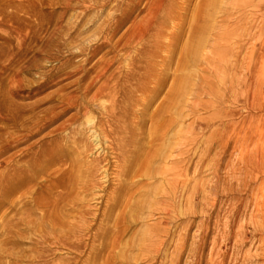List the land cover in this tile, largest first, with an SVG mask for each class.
I'll list each match as a JSON object with an SVG mask.
<instances>
[{
  "label": "rangeland",
  "instance_id": "obj_1",
  "mask_svg": "<svg viewBox=\"0 0 264 264\" xmlns=\"http://www.w3.org/2000/svg\"><path fill=\"white\" fill-rule=\"evenodd\" d=\"M154 1L0 0V264H264V0H214L182 69L178 58L203 0H158L148 34L121 51L136 52L139 61L143 47L160 59L174 48L170 65L151 75L147 88L158 79L156 93L146 89V101L136 89L116 110L121 128L141 122L132 136L126 128L119 133L137 143L117 151L103 136L110 108L100 97L85 109L46 115L62 94L84 99L83 71L71 64L105 34L98 32L102 20L114 23L129 9L112 39L123 35L121 44L129 43V29ZM122 55L111 67L120 82L128 67ZM164 121V134L154 138ZM68 147L81 154L71 159ZM127 160L128 172L121 168ZM76 166L86 172V187L82 179L64 184ZM120 187L124 197L112 208Z\"/></svg>",
  "mask_w": 264,
  "mask_h": 264
},
{
  "label": "bare ground",
  "instance_id": "obj_2",
  "mask_svg": "<svg viewBox=\"0 0 264 264\" xmlns=\"http://www.w3.org/2000/svg\"><path fill=\"white\" fill-rule=\"evenodd\" d=\"M61 2V1H60ZM213 2L214 0H203L200 5L198 4L197 6V9L195 10V14L192 15V18H194V20H197V25L195 27V29L193 30L192 29V33H191V36L185 41V43L183 44V47L185 49L184 52L180 53V56L178 58V66L180 69L183 68L184 64L186 63L187 59H188V56L191 54V53H194L197 48H198V40L197 38H199V31L201 32L203 29H204V23L206 22V16L208 15L209 13V10L211 9L212 5H213ZM68 6L69 4L67 2H63L62 3V9L64 11H66L68 9ZM149 7L151 8V13L148 14L145 18H144V21L141 22V24L137 25L136 24H132V27L131 29H129L131 32L130 35L128 34V36H126V38L128 39V42L129 43H125V44H121V38L123 35H121V38L119 37V40H115L114 42H112V39L115 35V33L117 32L118 28L120 27V25L122 23H124L125 19H126V16L128 15V10H124L122 12V14H119L116 16L115 18V21L114 23H111L109 20L108 21H103V23H101V26L99 27V34L104 32L105 34L101 37V39L98 38V40H100L97 44H94V46L92 45V47L90 48H87V58L85 57V59H83V61L81 63H77V64H71V67L73 69V72H78L80 70L83 71V74L78 78V82H84L83 83V95L85 97H87L90 93V90L91 88L93 87L94 83L97 82V80H100L102 79V82L99 83L100 85L98 87H96V89L93 91V93L88 96L89 98H85L84 96V99L83 100H80L78 101V96H75L72 92H68V93H65V94H62L61 96H59V102L54 106L52 107L51 109L48 110V112L46 113L47 114H54V111L56 109L54 108H60V111H64L66 110V108L68 107H71L73 105H77V104H81L82 105V109H85L87 108V105L89 103H91V101L94 102V100H98L99 97L108 104V107L110 109H104L105 110V114H106V119L104 118V120L101 123V126L99 127L100 128V131L101 133L103 134V136L109 140L110 142L113 141L114 143V146H116L118 149L117 151H121V149H125L126 147H128L132 142L133 143H137L136 140L137 138L132 137L129 145L126 141H124V138H119V133L121 132V129L122 128H126V130L124 132L126 133H132L133 134V130H135L136 127H139L138 125L139 124H133L132 123H127V125L125 124V127H120L119 125H117V120H118V116H119V113H117V109L119 108V103L120 101H122V96L126 97L128 95L130 96H133L134 94H136V92H138L139 96H143L145 95L144 93H146V89L147 91H151L150 93L155 94L156 91L158 90V88L161 86L160 83L158 84V79H157V82H153L154 86L151 88V90H148V88L150 87V78H151V75H153L155 73V70L157 68H159V66L161 64L164 65V67L166 68V66L168 67L170 65V63L172 62V57L174 56V48L173 50L171 51V57H167V58H157L154 56L153 52L154 51H149L146 47H143L142 50H141V53L142 54V59L143 60H139L137 58H135V55H137L136 52H133L135 55H131L130 57L129 56V52L130 51H127L125 50V52H121L125 47H127L128 44H133L136 45L138 44L141 40H143L145 38V36L148 34V24L149 23H152L155 18V11H159V9L161 8V3L156 0L154 1L153 3L149 4ZM178 17V16H177ZM180 17V16H179ZM57 26H54L53 28V31H55V29ZM104 30V31H103ZM128 30V29H127ZM180 30V29H179ZM101 31V32H100ZM125 33V32H124ZM128 33V32H127ZM126 33V34H127ZM190 33V32H188ZM102 35V34H101ZM173 36V35H172ZM97 38V37H96ZM77 40V39H76ZM97 40V39H96ZM97 40V41H98ZM177 37L174 36V37H171L170 36V42L172 45L174 44H177ZM124 42V41H123ZM130 45V46H131ZM91 46V45H90ZM107 46H109V48L104 52L103 55H101L89 68H85L84 67V64L86 62H88L90 59H92L95 55H97L98 52L102 51L104 48H106ZM168 46V45H167ZM164 47V46H163ZM70 49V48H69ZM130 49V48H129ZM181 49V48H180ZM133 51V50H132ZM131 51V52H132ZM84 52V50L82 49L81 52H79V54H82ZM123 53V55L125 56L126 58V61H125V64L128 65V67L126 69L123 68L122 66V71H123V74L120 76L122 77V81L120 82L119 81V76L117 75L116 72V69L117 68H114L113 70H111V67H112V64L116 61V59H118V57H120ZM138 52V51H137ZM181 52V51H180ZM121 54V55H118V54ZM125 53V54H124ZM167 53V52H166ZM188 53V56L187 54ZM107 54H112L111 56H109V58H106V55ZM78 54H76L77 56ZM122 55V56H123ZM128 57V58H127ZM154 57V58H153ZM84 58V57H83ZM124 58V57H123ZM125 60V59H123ZM122 60V61H123ZM163 60V63H161ZM121 61V62H122ZM180 61V62H179ZM124 62V61H123ZM122 62V63H123ZM120 63V61L118 62ZM124 64V63H123ZM122 64H117L118 68L121 66ZM163 67V66H162ZM90 68H95L92 75H88V71H90L91 69ZM121 69V68H120ZM117 71L119 72V70L117 69ZM157 71V70H156ZM122 73V72H121ZM116 74V75H115ZM156 74V73H155ZM166 75V74H165ZM155 76V75H154ZM152 76V77H154ZM88 79V80H87ZM153 79V78H152ZM156 80V79H155ZM87 81V82H86ZM151 82V83H152ZM149 84V87L147 88V85ZM82 85V84H81ZM16 86V85H15ZM137 89V90H136ZM150 89V88H149ZM136 90V92H135ZM172 90L174 92H178L181 90V82H176L175 85H173L172 87ZM135 92V93H134ZM128 94V95H127ZM151 95V94H150ZM151 95V96H152ZM136 96V95H135ZM134 96V97H135ZM121 97V99H120ZM146 97L148 98L149 100V96L145 95V100H146ZM87 99V100H85ZM131 99V98H130ZM135 101L136 99L133 98ZM142 99V98H139V100ZM85 100V101H84ZM124 100V99H123ZM143 100V99H142ZM141 100V101H142ZM147 101V100H146ZM139 102V101H137ZM169 102V101H167ZM136 103V102H135ZM143 104V102L141 103ZM134 106V105H132ZM169 106V104H168ZM167 106V107H168ZM132 108V107H131ZM23 110V109H22ZM16 112V111H15ZM104 112V111H103ZM141 114L143 113L142 111L140 112ZM56 114V115H55ZM54 116H57L60 114V112L58 111V113L55 112ZM145 114V113H144ZM32 116H30V119L31 120H35L36 118H38V115H36L35 113L33 114H30ZM50 115V116H51ZM1 116V115H0ZM4 116V115H3ZM22 116V115H21ZM141 116V115H139ZM28 117V116H27ZM143 117V115L141 116ZM52 118V117H51ZM50 118V119H51ZM132 118V117H131ZM138 118V117H137ZM144 119V118H143ZM17 120V119H16ZM137 120V119H136ZM142 120V119H141ZM67 121V120H66ZM24 122V121H23ZM139 122V121H138ZM166 121H164L160 126L158 125V130L160 131H157L156 129V132L157 133H153L154 134V138L157 134V137L159 134H164V130L166 128ZM68 123V122H67ZM143 123V122H142ZM25 123H22L21 126H24L23 129H30L31 128V124L29 125H24ZM65 123H63L62 126H64ZM44 125V124H43ZM42 125V126H43ZM39 126V125H38ZM61 126V124H60ZM59 126V127H60ZM134 126H136L135 128H133ZM142 126V125H140ZM36 128V127H35ZM39 128V127H38ZM152 128V127H151ZM37 129V128H36ZM42 129V128H41ZM144 129V128H143ZM22 130V129H21ZM32 130V129H30ZM38 130V129H37ZM36 131V130H35ZM142 131V130H140ZM152 131H155V130H152ZM28 132V131H27ZM143 132V131H142ZM163 132V133H162ZM139 133V131H138ZM159 133V134H158ZM18 134V133H17ZM27 134V133H26ZM122 134V133H120ZM131 134V136H132ZM137 134V133H135ZM140 134V133H139ZM149 134V132H148ZM23 135V134H22ZM25 135V134H24ZM123 135V134H122ZM125 136V135H124ZM23 137V136H21ZM151 137H153V135H151ZM156 137V139H158ZM153 138V139H154ZM19 139V138H18ZM24 139V138H23ZM95 139H98L99 140V137L98 135L95 136ZM161 139V138H159ZM158 139V140H159ZM139 140V139H138ZM157 140V141H158ZM161 141V140H160ZM159 141V142H160ZM1 142V141H0ZM75 142V141H74ZM78 142V141H77ZM76 142V143H77ZM75 143V144H76ZM83 143V142H82ZM112 143H110V147H112L111 145ZM78 145V144H77ZM84 145V144H83ZM140 145V144H139ZM76 146V145H75ZM136 146V145H135ZM157 146V145H156ZM153 147L151 149H153V151L150 152V154L147 156V159H150L149 157H152L153 154H155L156 152V149L157 147ZM58 148V147H57ZM69 149L66 150L71 159H74L72 157H75V156H78L79 154H81V150H77L73 147H68ZM155 148V149H154ZM182 144L178 145L177 149H176V154L175 156H180L182 154ZM61 149V148H60ZM84 149V148H83ZM134 149V148H133ZM138 150V148H137ZM60 151V150H58ZM57 151V152H58ZM138 152V151H137ZM59 153V152H58ZM131 153V152H130ZM130 153H129V156H130ZM149 153V152H148ZM147 153V154H148ZM115 154H116V151H115ZM174 156V157H175ZM134 157V156H132ZM82 158V157H80ZM131 158V156H130ZM135 158V157H134ZM133 158V159H134ZM145 159V158H144ZM179 159V158H178ZM178 159H177V162H178ZM80 160V159H79ZM134 161V160H133ZM132 161V162H133ZM75 162V161H73ZM120 162V161H119ZM80 163H83L82 161ZM149 163V162H148ZM78 164V163H77ZM127 164V165H126ZM76 165V164H74ZM82 166V165H80ZM132 163L129 162L127 160V163H124V165L121 167L120 163H118V165L116 164V166L114 167H117L119 168L118 170H120V167L125 169L124 171H127L130 170L132 168ZM144 167V166H143ZM142 167V168H143ZM78 168V169H77ZM116 168V170H117ZM141 168L140 170V174L143 175L146 173V170L143 171V169ZM81 169V168H80ZM79 169L78 166H76V170H73L71 171V173L67 174V175H70L68 177V181H67V184H66V181H64V184L65 186L67 187H75L74 183H78V181H80L81 179V187H86V185H83L84 184V180H85V176H86V172H81ZM115 169V168H114ZM122 169V170H123ZM133 170V169H132ZM166 172V170H165ZM133 173V172H132ZM163 174V173H162ZM165 174V173H164ZM66 175V176H67ZM169 175V174H168ZM25 178V177H24ZM67 178V177H66ZM125 178V177H124ZM166 179H167V176H166ZM170 179V178H168ZM167 179V180H168ZM27 180V179H26ZM122 180V179H121ZM125 182L126 179H125ZM125 185V184H124ZM80 186V185H79ZM125 187H120V190H118L116 192V195L115 197L113 198V201L111 203V207L112 208H115L117 207L118 205H120V200L122 197H124V192L122 189H124ZM74 191V189H73ZM71 191V192H73ZM123 193V195H122ZM41 204V203H40ZM43 205V204H41ZM168 213V212H166ZM165 214V213H164ZM166 215V214H165ZM168 216V215H167Z\"/></svg>",
  "mask_w": 264,
  "mask_h": 264
}]
</instances>
